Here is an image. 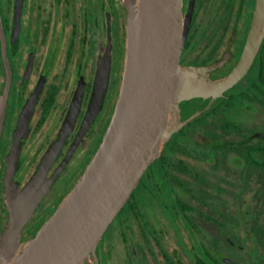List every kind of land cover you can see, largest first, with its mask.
I'll return each mask as SVG.
<instances>
[{"label":"flooded vegetation","instance_id":"af4514ba","mask_svg":"<svg viewBox=\"0 0 264 264\" xmlns=\"http://www.w3.org/2000/svg\"><path fill=\"white\" fill-rule=\"evenodd\" d=\"M18 1L0 0L11 80L8 89L0 39V95L8 89L2 168L17 134L22 143L13 179L19 186L48 153L54 158L46 180L68 155L46 201L77 162L79 171L70 174L62 195L72 189L115 111L119 0H21L15 35ZM255 7L256 0H183L191 19L180 63L210 65L229 49L231 56L210 78L228 75L245 47ZM102 74L108 77L104 100L89 122ZM225 96L163 147L110 224L97 257L84 264H264V37L249 71ZM208 102L182 104L181 114Z\"/></svg>","mask_w":264,"mask_h":264},{"label":"water","instance_id":"95a60500","mask_svg":"<svg viewBox=\"0 0 264 264\" xmlns=\"http://www.w3.org/2000/svg\"><path fill=\"white\" fill-rule=\"evenodd\" d=\"M123 2L126 56L115 111L85 171L39 228L31 222L67 165L68 155L46 180L49 160L54 158V153H48L29 181L19 186L13 179L22 143L17 134L3 173V128L11 80L0 15L1 48L8 72V89L0 95V264H84L96 258L97 246L149 165L180 128L215 100L225 98V92L246 75L264 37V0H256L239 61L228 75L212 80L210 73L223 66L230 50L210 65L180 63L191 19L190 9L184 13L183 0ZM20 12L21 0L16 5L15 35L20 30ZM107 79L102 74L96 83L89 122L102 106ZM195 99L209 102L183 117L180 105L187 107ZM55 152L57 155L58 148Z\"/></svg>","mask_w":264,"mask_h":264},{"label":"rangeland","instance_id":"374dc122","mask_svg":"<svg viewBox=\"0 0 264 264\" xmlns=\"http://www.w3.org/2000/svg\"><path fill=\"white\" fill-rule=\"evenodd\" d=\"M119 3V16H118V20L117 24L118 26V36L115 37V45H118L116 47V51H118L119 55H120V77H119V92L121 89V84H122V79H123V73H124V67H125V56H126V15H125V7H124V2L123 0H119L116 1ZM106 39L105 35L103 36V45L105 47L106 42H104ZM103 47V48H104ZM79 163L74 162L71 166V168L69 169L67 175H65V177L61 180V182L59 183V186H57L54 190V193L52 196L48 197V199L46 201H44L43 205L41 206V208L38 210L36 216L34 217V219L31 222V226L33 225V227H40V225L43 223V221L50 215L49 211L52 207H54L59 200L63 197V190L66 189L67 185H68V179L70 174L74 173L75 171L78 172L79 168L76 169L78 167ZM75 172V173H76ZM74 173V175H75ZM65 185V186H64ZM141 187L139 188L138 191H140ZM35 228V229H38ZM35 231H33L34 233Z\"/></svg>","mask_w":264,"mask_h":264}]
</instances>
